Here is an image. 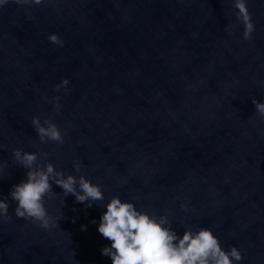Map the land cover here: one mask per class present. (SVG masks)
<instances>
[{"label": "water", "instance_id": "1", "mask_svg": "<svg viewBox=\"0 0 264 264\" xmlns=\"http://www.w3.org/2000/svg\"><path fill=\"white\" fill-rule=\"evenodd\" d=\"M248 8L251 41L232 0L0 8V200L11 217L0 218V264H112L98 228L117 196L167 216L180 237L208 228L223 250H240L239 264H264V118L252 103H264V0ZM37 116L58 126L63 145L40 143ZM14 149L49 153L37 163L85 176L105 199L87 208L53 184L45 207L63 217L59 227L17 218L10 193L26 170Z\"/></svg>", "mask_w": 264, "mask_h": 264}, {"label": "clouds", "instance_id": "2", "mask_svg": "<svg viewBox=\"0 0 264 264\" xmlns=\"http://www.w3.org/2000/svg\"><path fill=\"white\" fill-rule=\"evenodd\" d=\"M14 2L21 6H39L45 0H0V8ZM235 9L236 21L244 26L243 38L251 41L256 30L252 14L248 8V0H232ZM234 25L227 31L231 34ZM53 44L63 47V40L55 34L48 37ZM69 81L64 79L54 91L67 88ZM56 109L59 113V97H56ZM257 114L264 118V103L253 100ZM41 144L49 141L59 145L64 144V137L58 126L51 120L33 117L31 121ZM14 162L26 170V180L15 185L10 193L12 201L16 202L15 216L33 223L43 229L59 227L63 218L52 217L45 207L46 198L55 199L56 193L53 184L63 189L64 197L75 196L76 203L92 207L97 201L105 199L99 185L93 184L85 176L66 175L57 171L52 163L38 164L42 157L47 160L49 153L39 155L14 149ZM81 163L75 164L76 172H80ZM9 203L0 200V218L10 220ZM184 210L187 211L186 206ZM74 222V221H73ZM95 223V221H92ZM82 231L86 226H82ZM98 232L111 241L110 247L101 250V254L108 256L112 264H239L243 256L240 250L232 246L229 251L223 250L219 239L208 228H199L197 231L187 229L183 236L172 230V223L167 216L149 215L142 210L138 211L133 203L122 202L117 196L111 198L106 205V212L102 215Z\"/></svg>", "mask_w": 264, "mask_h": 264}]
</instances>
